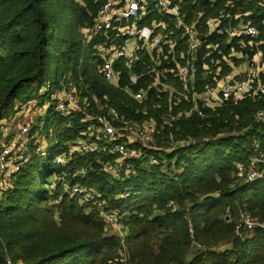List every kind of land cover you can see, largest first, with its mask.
I'll list each match as a JSON object with an SVG mask.
<instances>
[{
  "label": "trees",
  "instance_id": "trees-1",
  "mask_svg": "<svg viewBox=\"0 0 264 264\" xmlns=\"http://www.w3.org/2000/svg\"><path fill=\"white\" fill-rule=\"evenodd\" d=\"M104 1L0 0V124L19 104L34 103L29 123L43 141V151L48 143L46 162L56 169L53 176H65L100 195L93 204L82 203L62 182L47 185L48 173L38 167L42 152L34 153L32 144L33 163L16 173L0 196V264L6 257L23 264H264V228L239 234L235 229L242 215L264 224V178L242 182L236 177V166L245 165L256 147L264 154V120L255 118L264 110V96L225 101L213 110L196 102L202 115L185 117L193 106L191 88L200 93L211 85L217 68L221 76L231 72L230 59L232 67L242 64L243 58L229 57L232 50L247 59L253 54L245 36L229 41L222 33L205 39V18L219 19L220 27L227 28L249 23L263 40L264 8L259 0H180L186 23L203 14L197 28L205 39L184 93L171 71L176 69L173 62L184 64L185 38L163 62L166 71L156 85L154 63L143 49L136 51L131 71L125 70L123 59L115 62L117 86L105 81L95 49L105 36L87 41L81 35ZM147 24L145 19L139 26ZM125 40L121 37L116 45ZM209 44L217 45L216 50L208 49ZM259 49L264 52L263 45ZM69 89L83 108L60 115L54 110L55 94ZM137 93L145 94L142 100L133 98ZM108 109L131 128L155 124L149 130L150 148L118 133L119 141L141 153L140 158L120 159L109 152L112 142L92 122ZM170 116L178 118L166 122ZM77 141L94 143L97 150L69 155ZM176 142L186 144L171 149ZM59 154H65V163L54 167ZM112 167L114 174L108 170ZM80 170L84 174L73 178ZM103 214L119 219L121 237L107 233Z\"/></svg>",
  "mask_w": 264,
  "mask_h": 264
},
{
  "label": "built area",
  "instance_id": "built-area-1",
  "mask_svg": "<svg viewBox=\"0 0 264 264\" xmlns=\"http://www.w3.org/2000/svg\"><path fill=\"white\" fill-rule=\"evenodd\" d=\"M227 1L232 3L231 0ZM259 5L264 8V0H259ZM202 15L199 14L191 24L186 23V14L182 13L180 0H105L99 7L93 24L83 28L81 35L87 41L100 34L105 36L106 41L95 48L96 55L103 60L100 71L105 81L115 86L119 82V72L114 68L115 62L123 59L125 70L131 71L136 63V51L140 49L146 50L150 54L154 63L151 69V73L155 74L156 82L154 85L159 83L158 80L166 71L163 62L173 55L177 41L185 38L187 48L185 52L180 54V59L184 61V64L179 65L173 62L176 69L171 71V74L177 77L184 87V93L188 92L187 85L194 79L195 53L205 45L207 37L225 33L230 41L234 37L245 36L250 38L248 47L253 48L250 50L253 53L251 58L247 59V55H243L241 51L233 52L232 50L229 57H234L237 60L243 58L242 64L232 67V60L230 59L227 64L231 67V72L221 76L217 68L211 85H206L200 93H196L194 88H191L189 93L192 94L193 106L190 111L185 113V117H189L193 112L202 115V111L198 109L196 102L200 103L201 109L213 110L225 101L236 102L245 98L256 99L264 96V52L259 49L261 45L264 46V39L258 40V32L249 23L240 21L235 26L220 27L219 19L212 17L205 18L206 38L201 39L197 26ZM245 15H249V13ZM156 16L160 18L157 19ZM238 17H235V20ZM145 19L148 20V24L139 26ZM109 32L113 33V37H108ZM121 37L126 38V40L122 46H117L116 41ZM207 48L216 50L217 45L209 44ZM246 48L247 46L244 45L241 49ZM242 66L243 70H240L239 68ZM204 70L207 71L208 69L204 67ZM135 79L134 75H130L131 82H135ZM163 91L165 90L163 89ZM144 95V93H137L133 95V98L140 101ZM55 100L54 110L60 115H70L81 111L83 108V102L77 97L73 89L57 92ZM34 106L35 104L32 102L19 104L14 115L0 126V196L10 189L16 173L30 163L33 153L32 144L35 145L34 153L43 151V141L41 143L38 134L32 132L29 123L30 117L35 113ZM45 108L42 106V110ZM177 118L178 116H170L166 122L174 121ZM255 118L257 121L264 120V110L256 112ZM115 121L119 122L121 126L115 127L112 124ZM92 122L97 133H102L107 140L112 142L109 152L112 155H117L120 159H137L141 157V153L120 142L119 132H122L128 139L139 140L145 147L150 148L152 137L149 129L128 127L130 123L122 121V118L113 109H108L107 115L101 114L95 117ZM185 144V142H176L171 149ZM96 150L97 145L94 143L77 141L72 144L68 154L71 155L74 152L93 153ZM64 163L65 154H59L53 160L54 167H59ZM150 163L153 164L155 161L151 158ZM82 174L84 171L80 170L75 172L72 177H79ZM236 177L242 182H252L264 178V154L258 150V147L255 148L254 154L245 165L238 164L236 166ZM55 181L62 182L64 189L70 196L79 195L82 203L93 204L95 198L100 197L99 194L93 193L85 187L71 184V181L65 176H57ZM103 220L111 227L121 225L119 219L113 214H103ZM254 228H264V224L259 223L249 215H242L235 224L237 234L242 229L251 231ZM190 245L191 247L197 246L194 240L191 241ZM4 264L23 263L14 262L6 257Z\"/></svg>",
  "mask_w": 264,
  "mask_h": 264
},
{
  "label": "rangeland",
  "instance_id": "rangeland-1",
  "mask_svg": "<svg viewBox=\"0 0 264 264\" xmlns=\"http://www.w3.org/2000/svg\"><path fill=\"white\" fill-rule=\"evenodd\" d=\"M240 70H243V66L239 68ZM234 70V69H233ZM2 125V123L0 124V126ZM128 127H130V125H128ZM131 128V127H130ZM137 128V127H136ZM145 128H148L149 130L150 129H154L155 130V124H152V123H149L148 125H146ZM44 136V135H43ZM50 139V138H49ZM52 142V140H51ZM45 147V146H44ZM46 149L44 151H42V153L40 154L39 158H38V167L40 169V172L41 173H45L47 172L48 173V178H47V185L50 184V185H55V177L56 176H53V174H55L57 171L56 169L54 168H50L46 162V155H47V152H48V143L46 145ZM33 162L31 161L30 164H32ZM35 167H36V163H35ZM50 168V170H49ZM108 170L114 174L116 172V170L114 169V167L112 168H108ZM48 189V188H47ZM49 190V189H48ZM106 225V223H105ZM111 225V224H110ZM109 226V225H108ZM106 225V231L108 234H115V235H119L120 237L122 236V226L121 225H118V226H114V227H111L109 226L108 227Z\"/></svg>",
  "mask_w": 264,
  "mask_h": 264
}]
</instances>
